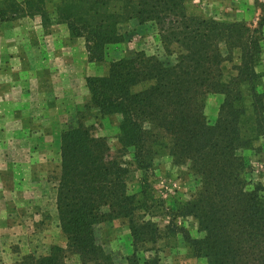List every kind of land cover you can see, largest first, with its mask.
Returning <instances> with one entry per match:
<instances>
[{"label":"trees","instance_id":"obj_1","mask_svg":"<svg viewBox=\"0 0 264 264\" xmlns=\"http://www.w3.org/2000/svg\"><path fill=\"white\" fill-rule=\"evenodd\" d=\"M5 1L0 22L39 16L44 27L53 21L65 25L71 37L85 41L92 62H103L107 46L122 42L120 28L129 22L154 26L169 55H176L170 62L140 52L113 62L104 76L87 78L86 109L101 118L121 117V147L114 151L107 137L96 136L82 113L69 124L61 136L56 200L67 246L27 256L22 264H160L158 242L178 234L200 264H264V185L249 189L240 154L264 138V93L258 91L262 76L257 71L263 24L252 28L192 16L186 0H60L54 17L45 0ZM236 53L237 74L226 81L225 65ZM246 88L252 116L245 108ZM211 94L224 95L214 124L206 115ZM129 154L132 162L126 160ZM162 157L199 183L173 219L193 218L200 238L172 222L162 234L129 193L133 165L149 170ZM122 218L129 221L133 238L134 252L127 258L103 246L98 236L100 225ZM141 253L149 255L142 261Z\"/></svg>","mask_w":264,"mask_h":264},{"label":"rangeland","instance_id":"obj_2","mask_svg":"<svg viewBox=\"0 0 264 264\" xmlns=\"http://www.w3.org/2000/svg\"><path fill=\"white\" fill-rule=\"evenodd\" d=\"M45 2L47 12L54 17L60 0ZM5 4L0 0V8ZM186 7L192 16L223 23L245 22L252 28L262 23L264 34V0H186ZM120 32L122 42L107 46L103 62H92L85 41L71 37L65 25L53 21L44 27L39 16L0 22V264H22L27 256L48 255L54 246L66 248L56 202L61 136L69 124L79 121L80 113L96 136L109 139L114 151L121 147V117L101 118L98 111L86 109L90 102L87 78L104 76L113 62L133 58L140 52L174 61L176 55H169L154 26L129 22L121 26ZM261 44L258 91L264 93V36ZM172 50L178 52L177 48ZM239 64L236 53L234 62L225 65L226 81L236 76ZM223 101L222 94L208 96L206 115L211 124L217 121ZM245 108L252 116L248 88ZM255 146L240 152L247 163L243 176L249 189L251 184L264 185V138ZM126 160L132 162V155ZM198 187L195 178L174 167L167 157L157 159L149 170L133 165L128 180L129 193L137 196L140 214L157 222L162 234L172 222L187 229L194 238L201 237L197 222L191 217L173 216L191 200ZM98 236L101 244L118 257L127 258L134 252L127 219L100 225ZM156 249L160 264H200L191 256L181 234L160 239ZM147 255L140 254L142 261Z\"/></svg>","mask_w":264,"mask_h":264},{"label":"crops","instance_id":"obj_3","mask_svg":"<svg viewBox=\"0 0 264 264\" xmlns=\"http://www.w3.org/2000/svg\"><path fill=\"white\" fill-rule=\"evenodd\" d=\"M29 18V17H28ZM24 19V18H23Z\"/></svg>","mask_w":264,"mask_h":264}]
</instances>
